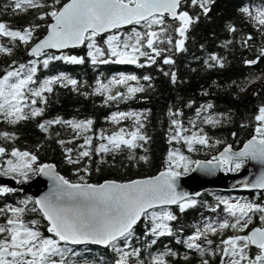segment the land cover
<instances>
[{
    "label": "snow or ice",
    "instance_id": "snow-or-ice-1",
    "mask_svg": "<svg viewBox=\"0 0 264 264\" xmlns=\"http://www.w3.org/2000/svg\"><path fill=\"white\" fill-rule=\"evenodd\" d=\"M184 0H70L61 8L57 9L56 4L60 0H53L52 10L40 15V19L50 16L54 23L50 24L48 35L39 40L30 50L34 57L46 56L42 61L43 67H49L50 62L65 61L70 64L82 65L85 58L75 55H48L46 50L76 48L86 45L89 49L87 56L93 65L109 63L112 64H134L139 67L145 65L139 63L141 57L147 58L150 63H155L156 58L171 48H161L160 45H173V37L169 31L170 25L165 21V16L178 20L180 26L175 29L179 39L175 40L176 51H186V33L193 23L199 22V16L193 17L188 11H180ZM215 0H191L193 6H198L206 16L211 10L210 5ZM45 4L41 0H14V10L26 11L28 8H43ZM247 16L252 18L260 26L264 27V6L256 8L255 14L249 7L241 9ZM147 31H137L135 28L132 34L122 39L118 30L125 25H141ZM157 26L158 30H152ZM39 26H30L21 30H12L6 23L0 22V36L9 37L15 42L19 39L28 44ZM230 31L235 28L230 27ZM110 33L106 36L104 44L100 46L97 37ZM252 39L251 36L247 38ZM247 40H245V44ZM148 49L150 51L144 50ZM12 48L0 45V53L11 54ZM154 54V55H153ZM264 56V49L261 50ZM210 60L215 61L221 67L223 63L220 58L212 55ZM258 60L247 61L248 64H255ZM164 64H174L171 56H166ZM207 63V61H206ZM29 64L31 66H29ZM29 64H20L15 70H9L0 78V115L10 124H16L21 120L41 116L44 108H31L29 113L24 112L28 105L24 103L26 92L33 97H39L44 103L47 102L43 96L45 92L53 91L52 85L60 83L63 86H72L75 90L79 81L70 76L60 73L45 79L37 88L29 87L35 84L34 76L38 69L37 61L32 60ZM212 66V65H209ZM26 69V71H25ZM167 74V73H166ZM151 78L144 76L143 80ZM130 81L137 82L138 86L129 84ZM172 82H176L175 73L172 74ZM96 93L105 95V104L109 101L130 99L135 94L144 91L139 85V78L136 75L112 76L104 83L97 81ZM115 85L125 86L126 92H115ZM36 99L31 104H36ZM213 107L212 104L199 109L197 117ZM179 115V113H171ZM135 112H116L110 116L113 123L118 124L121 120L129 117H137L136 124L139 125L136 131L125 133L123 128L119 131L104 136L107 143L99 144L95 149L97 153H110L125 146L135 149L139 146L138 141H146L148 138L140 133L143 127ZM218 115L203 116V123L218 126L222 123ZM255 120L259 122L255 129V135L247 141L243 149L234 151L231 145L224 148L218 155L206 161L192 160L185 156L179 149L170 151L168 154L169 165L167 169L155 177L142 180H132L128 183H117L106 181L102 184H90L80 177L81 182H71L55 170L54 164H37V156L28 152L13 149L11 157L7 159L6 166L0 164V176L10 177L17 183H25L33 176L42 175L52 181V187L48 193L39 198L27 197L19 201L20 206L6 205L0 208V215H7L4 223H0V264H76L70 257L79 256L69 245H101L116 253L114 264H146L141 258L142 249L135 247L132 240L136 238V226L142 221L146 222L145 237H152L147 247L157 244V240L165 236H175L183 232V228L174 229L172 222L178 220V215L169 206H176L180 213L198 205L197 197L201 193L189 194L180 191L179 180L181 176L189 171L199 170L205 174H215L217 171L239 172L248 161H254L264 166V106L260 107ZM193 127L195 121L191 122ZM53 124L69 125L77 134L87 133L93 125V120H63L56 118L42 122L38 127L47 132ZM177 126V132L170 138V142L183 140L188 146V151H196V145L210 146L209 137L203 133L192 132L191 135H181L182 123L178 119L172 120ZM129 137V138H126ZM235 136V133H233ZM0 137L15 139V134L0 132ZM64 144L65 141H59ZM92 137L85 136V144L91 145ZM216 140L215 144H220ZM111 145V147H109ZM83 148L84 145H81ZM68 163H79L83 157H90L91 151L79 152L74 159L70 153L72 149H65ZM7 154L5 147H0V158ZM129 159H135L130 156ZM147 162V157H140ZM87 168L84 169L87 172ZM245 188L264 190V171L251 181H245ZM22 189H15L9 186H0V197L13 194ZM217 205L211 211L215 212L224 206L228 217L221 221L212 222L205 220L204 226H196L192 235L184 241L188 250H195L201 257V264H210L205 255L211 254L221 256L220 264H264V226L255 227L244 235H233L223 239L216 250L204 247L199 241L203 240L211 246L213 240L210 235L223 233L226 229H233L237 232H244L252 223L253 216L259 213V219L264 225V204L252 201L232 202L228 199L217 197ZM31 205V207H29ZM159 208L160 211L154 209ZM26 212L39 213L47 221L46 231L51 235L45 236L40 230L39 220L25 222L23 216ZM10 214V215H9ZM231 218V219H230ZM180 242L179 240L177 241ZM255 247L258 251L250 255L251 249ZM127 249V250H126ZM177 254L171 249L151 255L147 264H169L168 256L175 257ZM187 260L189 257L184 256ZM88 264V261H84Z\"/></svg>",
    "mask_w": 264,
    "mask_h": 264
},
{
    "label": "trees",
    "instance_id": "trees-1",
    "mask_svg": "<svg viewBox=\"0 0 264 264\" xmlns=\"http://www.w3.org/2000/svg\"><path fill=\"white\" fill-rule=\"evenodd\" d=\"M67 1L60 0L55 7L59 9ZM41 2L45 4V7L28 8L22 11L14 10V0H0V22L6 23L12 30L21 31L30 26H39L28 44H24L19 39L13 42L9 37L0 36V45L12 48L11 54L0 53V78L20 64L42 59L36 65L38 71L34 76L35 81L64 73L77 79L79 83L75 90L70 85L65 87L60 83H54L53 91L43 94L46 97V103L37 97L36 106L44 108L41 116L21 120L13 125L0 115V132L15 134V139L0 137V147H5L7 154H10L13 149H18L36 155L37 164L55 162L58 170L67 179L75 182L80 181L81 176L86 182L93 183H101L107 179L127 181L157 174L168 167L170 151L186 147L183 141L170 142V138L177 132V126L172 124L174 119L181 121L182 129L195 131L203 128L204 131L201 134H207L209 137L210 146H195L197 150L192 152V156L196 160L211 159L229 144L233 148H240L246 140L256 134L255 129L259 122L255 120V116L259 108L264 106V56L261 55V50L264 49V27L253 21L241 9L249 7L255 14L256 8L264 6V0H215L210 5L211 10L206 16L198 6L191 4V0H184L181 10H188L193 17L199 16V22L193 23L186 33V51H176L174 47L175 40L180 38L175 32L180 22L165 16L166 23L171 26L169 31L173 37V45L162 44L160 47L172 50L157 57L155 63H150L147 58L141 57L139 63L144 64V67L112 63L93 65L87 56L89 49L86 45H82L63 51L48 49L46 52L48 55L82 56L85 58L84 64L53 61L46 69L42 63L46 56L26 57L31 46L47 33L48 26L53 20L50 16H45L44 19L39 18L41 14L52 10L53 0H41ZM137 27L142 28L143 23L122 29ZM230 27L235 28V31H230ZM106 36L105 33L97 37L102 47H106L104 44ZM249 36L252 39L248 40ZM245 40H247L246 44ZM212 55L220 58L223 67L209 59ZM166 56H171L175 63L164 64L163 60ZM251 60H258V62L246 63ZM118 73L136 75L144 91L135 94L133 98L109 101L105 104V95L95 92L98 87L97 81L107 83L112 75ZM173 73L176 75L175 83L172 82ZM144 76H149L151 79L145 81ZM130 82L138 86L137 82ZM112 87L113 94L117 91H127L125 86ZM207 104H212L213 107L202 112L198 118L197 111ZM119 110L140 114L139 120L143 125L140 133L148 139L138 141L137 143L142 146L135 149L121 146V149L117 151L97 153L95 149L99 144L104 143V140L107 141L100 139V133H111L112 128L127 127L136 130L139 127L136 124L137 117H129L118 124L113 123L110 116ZM170 112L179 113V115H172ZM218 114H223L220 125L212 126L203 123V116ZM58 117L63 120L91 119L93 125L87 133L79 135L66 124H53L47 132L38 127L40 123L55 120ZM192 121H195V127ZM88 135L92 137L90 146L85 144V136ZM216 140H220L221 143L215 144ZM59 141H65V143L61 144ZM81 145L84 147L82 148ZM65 149H72L70 155L74 159L79 152L86 149L91 151V156L81 158L79 163H68L69 153H66ZM130 156H135V159H129ZM142 156L148 158L147 162L140 159ZM85 168L88 169L87 172L84 171ZM244 193L249 194L251 198L257 194L264 195V192L245 191ZM27 197L34 198L22 191L0 197V208L6 205L20 206L19 201ZM257 198L264 204V199ZM197 199L198 205L184 213H180L176 206L170 208L179 217L177 221L172 222L173 228H183V232L175 236L161 237L156 245L147 247L152 237L144 236L146 222L137 224L136 238L132 240V244L142 249L141 258L146 260V264L151 255L159 254L167 249L177 254L175 257H166L169 264H201L199 254L195 250H188L184 241L194 233L196 226L203 227L205 220L221 221L228 217V214L224 211L223 205H220L217 211H211L218 203L213 191H203ZM7 218V215H0L1 223H4ZM23 219L25 222L39 220V227L45 234H50L46 231L47 221L39 213L26 212ZM258 225H262L259 213L253 217L252 223L244 232L226 229L222 235H210L208 238L213 240V244L208 247L216 250L218 246H222L223 239L240 233L247 234L252 227ZM199 242L206 244L203 240ZM88 245L97 259L102 257L114 260L116 257V253L101 245ZM185 255L189 259L185 260ZM204 259H208L210 264H220L221 256L208 254Z\"/></svg>",
    "mask_w": 264,
    "mask_h": 264
},
{
    "label": "water",
    "instance_id": "water-1",
    "mask_svg": "<svg viewBox=\"0 0 264 264\" xmlns=\"http://www.w3.org/2000/svg\"><path fill=\"white\" fill-rule=\"evenodd\" d=\"M69 2H70V0H68L65 3H69ZM180 11H188V10H181L180 9ZM189 14L191 15L190 12H189ZM52 23H54V20H52V22L50 24H52ZM128 26H130V25H125L122 28H125ZM48 31H49V27H48ZM48 31L40 40L44 39L48 35ZM38 42H39V40L36 43H38ZM36 43H34L31 46V48L34 47ZM31 48H30V50H31ZM30 50H29L28 54L26 55V57L32 56V55H30ZM53 50H57V49H53ZM63 50H65V49H63ZM63 50H57V51H63ZM251 138H249L248 140H250ZM248 140H246L240 148H233L232 147L233 150L234 151L242 150L244 145L247 143ZM229 145H231V144H229ZM227 146H225V147H227ZM224 148L220 152H222L224 150ZM197 160L206 161L209 159L199 158ZM42 164H54L56 166L55 167L56 172H58L60 175L64 176V174H62L58 170L55 162H45ZM166 169L167 168L159 171L157 174H154V175H150V176H146V177H139V178H135L132 180H142V179H147L150 177H155V176L159 175L161 172L165 171ZM261 171H264V166L260 165L257 162H254V161H248L246 163L245 167L243 169H241L239 172L217 171L215 174L210 175V174L202 173L199 170L189 171L188 173L181 176V178L179 180V185H180L179 190L184 191V192H188L189 194H195L197 192L202 193L203 191H207V190L219 191V192H245V191H256V190L262 191L261 189H251V188H245L243 186L244 182L246 180L247 181L253 180L255 178V176L260 174ZM132 180L122 181V180H116V179H107L101 183H93V182H87V183L102 184V183H105L106 181H116L117 183H128ZM69 181H71V180H69ZM71 182L75 183V181H71ZM78 182H81V181H78ZM0 185L9 186V187H12L15 189L17 187H19L20 189H22V192L24 194H30L34 198H39L40 196H43L49 192V190L52 187V181L50 179H48V177H45L42 175H37V176H33L32 179L28 180L27 182L21 184V183H17L15 180L11 179L10 177L0 176ZM169 207H172V206H169ZM255 227H261V226H254L249 230V232Z\"/></svg>",
    "mask_w": 264,
    "mask_h": 264
},
{
    "label": "rangeland",
    "instance_id": "rangeland-1",
    "mask_svg": "<svg viewBox=\"0 0 264 264\" xmlns=\"http://www.w3.org/2000/svg\"><path fill=\"white\" fill-rule=\"evenodd\" d=\"M137 31H141V32H144V31H147L148 29H146L144 26L142 27V28H139V27H137V28H135ZM132 30L133 29H118L117 31L119 32V33H121L122 34V36H121V38L122 39H125L126 37H127V35H130V34H132ZM152 30H158V27L157 26H153V29ZM107 35H109L110 33H106ZM105 40V39H104ZM145 50V49H144ZM64 55H68V54H64ZM43 59H45V58H43ZM42 59H36V61H37V64L39 63V61H41ZM32 61V60H31ZM27 64H29V62L27 63ZM29 66H31L30 64H29ZM19 67V66H18ZM18 67H15V68H13V69H11V70H15L16 68H18ZM25 71H26V69H25ZM119 74H121V73H118V74H114L115 76H118ZM123 74H125V75H129L130 73H123ZM114 75H112V76H114ZM132 75V74H131ZM50 77H52V76H50ZM3 78V77H2ZM47 78H49V77H45V78H39V81H37L36 80V84H32V85H30L29 87H32V88H37V87H39V85L45 80V79H47ZM36 79V77H34V80ZM129 84H131V85H135L133 82H129ZM25 92H26V97H25V100H24V103L25 104H27L28 106L27 107H25L24 108V112L25 113H29L30 112V110H31V108H35L36 107V104L35 105H32L31 104V100L32 99H36V101H37V97H33V96H31L30 94H28L27 93V89H25ZM118 112H123L122 110H119ZM131 112H133V111H131ZM135 113H137V112H135ZM80 120H83V119H80ZM80 120H76V121H80ZM124 130H125V133H130V132H133V131H136V130H131V129H128L127 127H122ZM187 131H181V135H191L192 134V132H199V130H195V131H193V129L191 130V129H186ZM117 131H119V129L118 128H112V131H111V133H108V132H102L103 134H104V136L105 137H107V136H109V135H112L113 133H115V132H117ZM101 134V133H100ZM100 134H99V136H100ZM88 136H91V135H88ZM126 138H129V137H127L126 136ZM183 140L181 139V140H179L178 142H182ZM104 143H107V141H105L104 140ZM185 144V143H184ZM185 148H178L179 150H180V152L181 153H183L185 156H188V157H190L192 160H196L192 155H193V153L192 152H194V151H188V146L185 144ZM173 151H175V150H173ZM6 157H7V159H14L13 157H11V153L9 154V157H8V155L6 154ZM169 165V164H168ZM213 192H215V196L216 197H220V198H224V199H228V200H230V201H232V202H235V201H237V200H240V201H252V202H255V203H257L258 201L256 200V201H254V199L256 198V196L254 197V198H251L250 197V195L249 194H247V193H243V192H234V193H231V192H219V191H213ZM173 207V206H172ZM172 207H170V208H172ZM155 211H160V209L159 208H156V209H154ZM240 235H244V234H242V233H240Z\"/></svg>",
    "mask_w": 264,
    "mask_h": 264
},
{
    "label": "flooded vegetation",
    "instance_id": "flooded-vegetation-1",
    "mask_svg": "<svg viewBox=\"0 0 264 264\" xmlns=\"http://www.w3.org/2000/svg\"><path fill=\"white\" fill-rule=\"evenodd\" d=\"M38 106V105H37ZM36 106V107H37ZM8 155V157H9V154H7ZM6 161H7V157H6V155L4 156V157H2V158H0V164H3L4 166H6ZM0 186H2V185H0ZM16 189H20L19 187H17ZM254 192H256V193H258V192H264V190H262V191H259V190H256V191H254ZM244 193V192H243ZM257 197H259L260 199H264V195H260V194H257L256 195ZM255 198L254 199V201H258L259 199L258 198ZM257 203H260V200L257 202ZM260 204H262V203H260ZM258 214V213H257ZM256 215V214H255ZM254 215V216H255ZM253 216V217H254ZM0 223H1V221H0ZM258 226H263V225H258ZM39 230L45 235V236H49V235H51V234H45L44 233V230L41 228V227H39ZM249 232V231H248ZM204 247H208L209 245H207V244H202ZM69 247H73L74 248V251H76V252H78V253H80V255L79 256H72V257H70V259L72 260V261H75L76 262V264H84V261H88V264H114V260H112V259H107V258H99V259H97V258H95L94 257V254L91 252V248H89L90 246L89 245H76V246H72V245H69ZM99 247V246H98ZM221 247H223V245L221 246ZM86 248V249H85ZM105 248V247H104ZM127 250V249H126ZM100 251V250H99ZM251 251H252V253L250 252V255H254L258 250L255 248V247H253L252 249H251Z\"/></svg>",
    "mask_w": 264,
    "mask_h": 264
}]
</instances>
